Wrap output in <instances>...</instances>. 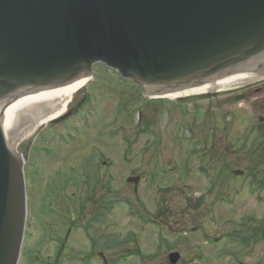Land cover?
Masks as SVG:
<instances>
[{"label":"rangeland","instance_id":"1","mask_svg":"<svg viewBox=\"0 0 264 264\" xmlns=\"http://www.w3.org/2000/svg\"><path fill=\"white\" fill-rule=\"evenodd\" d=\"M93 74L88 86L93 98L85 108L94 109L92 125L81 126L68 143L74 145L79 137L90 140L98 129L108 140L112 131L117 140L138 132L140 171H132L130 150L125 157L130 166L99 177L98 183L93 180L98 168L82 169L84 162L75 161L72 171L73 164L63 156L51 155L45 165L27 168L34 237L44 223L50 236L74 227L88 233L87 240L111 264H171V251L181 256L176 264H264V150L258 149L264 148V93L254 91L250 102L231 100L226 96L230 91H221L215 99L204 98V93L148 99L140 93L134 103L126 92L134 87L130 79L106 65ZM249 86L264 90V80L244 85ZM62 120L33 138L61 130L69 123ZM57 146L54 150L62 149ZM123 147L120 143L116 150ZM234 170L243 174L234 175ZM136 175L141 177L138 185L127 181ZM168 186L174 191L169 199ZM177 210L179 215L172 217ZM75 242L83 243L79 236Z\"/></svg>","mask_w":264,"mask_h":264},{"label":"water","instance_id":"2","mask_svg":"<svg viewBox=\"0 0 264 264\" xmlns=\"http://www.w3.org/2000/svg\"><path fill=\"white\" fill-rule=\"evenodd\" d=\"M103 65L149 96L260 78L241 73L264 72V0H0V264L29 215L20 150Z\"/></svg>","mask_w":264,"mask_h":264},{"label":"flooded vegetation","instance_id":"3","mask_svg":"<svg viewBox=\"0 0 264 264\" xmlns=\"http://www.w3.org/2000/svg\"><path fill=\"white\" fill-rule=\"evenodd\" d=\"M91 82H89L88 85H85L87 86L86 93L84 94L82 99L84 104L81 103V101V104L78 103L77 105L69 107L67 113L65 114L66 117L64 116L65 118L62 121L63 123H66V121H68V124H64L61 130H54L53 132L49 131L46 133H41L37 136L36 139L30 137L24 143L20 152L22 153L25 159V172L27 171V168L45 165L47 159L51 158V155L53 156V158H59L63 156V160H68L72 164L75 161H83L84 165H80V168L82 169H85L86 167L91 169L98 168V175L96 173L93 176V180L95 181V183H98L99 177H104V175L107 177L108 173H110L111 171L118 169L124 170L125 166H130V164L125 163L128 162V158L125 157H129V150L131 151V156L134 157L133 162H135L134 165L132 164V167L134 166L132 171H135L136 168H139L140 157L139 153L137 154V152L140 148V146L138 145L140 138L138 132L134 133L132 138L126 137V139H124L121 137L117 140V133L112 131L110 135L113 137L108 140L107 138L101 135L102 129H98V134H94L93 138L90 140H85L84 138L79 137L78 140L76 139V143L74 145H70V142L68 143V140L72 141L76 138L75 132H78L79 129H81V126H85L86 124L88 126L90 125L89 118H91V114H94V109L88 110L85 108L92 101L93 98V93H90V91L88 90V86ZM132 84L134 87L126 88V92H130L129 94H131L132 98L129 97V99H131L132 102L135 103L136 101L138 102V99H141V95L139 96V94L143 93L138 86H136L133 82ZM132 88H134V92L130 91L132 90ZM236 90L237 89L233 91L230 90V92H228L226 95L231 100L236 102L239 101V98L241 99L240 101L250 102L252 100L251 96L254 91L264 93L263 88L253 86L239 88L238 91ZM219 96L220 91H217L214 94L210 93L209 95H205L204 98L211 97L215 99ZM142 97L145 96L143 95ZM148 99L154 98L149 97ZM260 102H264V95L262 96ZM55 123L56 122H51V124ZM261 123H264V121H262ZM124 140H126V143H124ZM108 143H110V146L112 148L108 147ZM120 143H122L124 147L121 151H117L116 149L120 147ZM57 145L62 146V149L58 148L57 151L54 150V147H56L57 149ZM76 145H85V147L81 149H76ZM86 146L93 147L91 150H88ZM130 146H133L135 148L129 149ZM258 149L264 150V148ZM58 151L59 154L57 153ZM136 156L138 157V159L136 158ZM99 162H101V165H99ZM69 166L70 170H76V165L69 164ZM100 166H103L104 169L100 168ZM137 176L139 175H136V177ZM26 177H28L27 172ZM105 183H108L107 180ZM171 188H173V186H168L165 189L166 193L168 194L167 199H169L170 197L172 198V195L174 194V191L172 192ZM135 191L138 192L137 187L135 188ZM188 201L189 198L186 199V202ZM138 202L139 204H141L140 201ZM168 203V201H165V204ZM175 215H179L178 210L172 212V217H174ZM30 218L31 215L29 212L19 264H111L110 259H107V262L105 263L103 259L104 257H106L104 252L102 250H96V245L91 240H87L86 236H90L88 233L84 231L81 232L80 230H75L74 227H69V229L67 228V230H65V232L63 233L55 232L56 234H52L50 236L48 234L49 229L47 228L49 224L44 223L43 225H41L42 230H40L39 235L35 238L34 234L36 228ZM30 236L32 238H30ZM78 236L81 237L83 243L76 244L75 238H77ZM205 239H207L205 242L208 243L209 238L205 237Z\"/></svg>","mask_w":264,"mask_h":264},{"label":"bare ground","instance_id":"4","mask_svg":"<svg viewBox=\"0 0 264 264\" xmlns=\"http://www.w3.org/2000/svg\"><path fill=\"white\" fill-rule=\"evenodd\" d=\"M247 83L248 82H246V83H240V84H232V85H223V86H214V87L195 88V89H191V90H188V91H185V92H180V93H177V94H172L170 96L171 97H180V96L193 95L195 93H200V92H204V91H212V90H215V89L224 90V89L232 88V87H235V86H238V85H241V84H244L245 85Z\"/></svg>","mask_w":264,"mask_h":264}]
</instances>
